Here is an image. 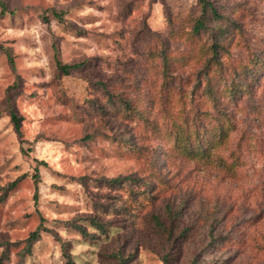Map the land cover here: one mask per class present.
<instances>
[{"label": "rangeland", "instance_id": "1", "mask_svg": "<svg viewBox=\"0 0 264 264\" xmlns=\"http://www.w3.org/2000/svg\"><path fill=\"white\" fill-rule=\"evenodd\" d=\"M0 46V264H264V0H0Z\"/></svg>", "mask_w": 264, "mask_h": 264}, {"label": "trees", "instance_id": "2", "mask_svg": "<svg viewBox=\"0 0 264 264\" xmlns=\"http://www.w3.org/2000/svg\"><path fill=\"white\" fill-rule=\"evenodd\" d=\"M201 1L203 2V4H206V0H201ZM212 11H213V14L216 15L215 10L212 9ZM197 22H198V24L194 27V32L198 31V29L203 26V24L199 20H197ZM217 47H221V46L218 45V44L217 45L214 44L213 47H212L213 48V52H214L213 53L214 57L216 56V53L218 52L217 51ZM0 50L6 55L9 64L11 66H13V58L11 56L9 48L0 46ZM56 65L63 73H68V71L71 68L76 66V64H73V65H71V64H62L60 60H57ZM226 89L228 90V93H227L228 96H234L235 94H238V93L242 92V90L236 85L235 86H233V85L226 86ZM208 93H209V95H211V92H208ZM9 115H10V120L13 123V126H14L15 130L18 131L19 127H20L21 118L17 116V114H16V112H15V110L13 108L10 109ZM115 179L117 180V178H114V180ZM38 238H39L38 230L32 231L30 233V235L28 236V238L26 239V247H30L32 242L37 240Z\"/></svg>", "mask_w": 264, "mask_h": 264}]
</instances>
